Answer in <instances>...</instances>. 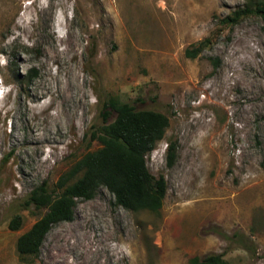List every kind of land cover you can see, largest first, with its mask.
Wrapping results in <instances>:
<instances>
[{
    "label": "rangeland",
    "instance_id": "obj_1",
    "mask_svg": "<svg viewBox=\"0 0 264 264\" xmlns=\"http://www.w3.org/2000/svg\"><path fill=\"white\" fill-rule=\"evenodd\" d=\"M246 4L0 0V264H79L80 232L108 243L88 264H190L210 253L264 264V20L220 21ZM110 96L168 117L145 155L167 183L161 209L132 211L101 185L20 257L18 235L47 211L26 198L42 182L60 192L63 171L98 147L90 135Z\"/></svg>",
    "mask_w": 264,
    "mask_h": 264
},
{
    "label": "trees",
    "instance_id": "obj_2",
    "mask_svg": "<svg viewBox=\"0 0 264 264\" xmlns=\"http://www.w3.org/2000/svg\"><path fill=\"white\" fill-rule=\"evenodd\" d=\"M247 14H257L264 20V0H247V4L220 19L223 24H234ZM200 45L185 49L187 57H194ZM29 76V75H28ZM112 109L115 116L108 120ZM103 124L92 130L90 139L98 147L83 153L57 180L60 192L49 191L45 182L36 186L25 202L47 211L31 226L18 235L16 251L23 257L36 253L51 226L59 221L71 220L78 199L91 198L99 186H105L115 202L132 211L159 212L166 193L167 183L162 175L154 176L146 165L145 155L163 139L169 124L168 117L156 110L137 109L128 102L110 96L103 104ZM174 159V144L167 148V162ZM21 226L20 215L8 222L11 230ZM190 264H241L230 262L218 253L204 257L193 256Z\"/></svg>",
    "mask_w": 264,
    "mask_h": 264
},
{
    "label": "bare ground",
    "instance_id": "obj_3",
    "mask_svg": "<svg viewBox=\"0 0 264 264\" xmlns=\"http://www.w3.org/2000/svg\"><path fill=\"white\" fill-rule=\"evenodd\" d=\"M52 122H54V120H52ZM87 236H88L87 234L84 235L83 233L81 234V232H80V235L76 236L74 242L71 244V247L73 246L74 248H81L80 250L83 252L84 258L83 259L81 258L82 260L79 262V264H88V261H89L90 257H92L98 250H100V249L103 250V248H107L108 247V243H106V245L102 244V239L101 238H98V243L94 244L95 243L94 240L92 238H90V237H89L90 238L89 239ZM110 253L111 252H108V254H107L108 258H109V256H111ZM63 264H65V263L63 262ZM66 264H70V263L66 262Z\"/></svg>",
    "mask_w": 264,
    "mask_h": 264
}]
</instances>
